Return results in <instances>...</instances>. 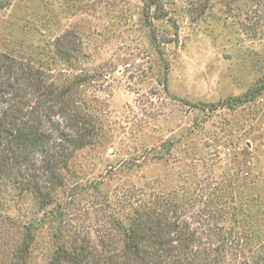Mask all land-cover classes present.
Wrapping results in <instances>:
<instances>
[{
	"label": "rangeland",
	"instance_id": "obj_1",
	"mask_svg": "<svg viewBox=\"0 0 264 264\" xmlns=\"http://www.w3.org/2000/svg\"><path fill=\"white\" fill-rule=\"evenodd\" d=\"M160 3L166 16L155 19L144 0H0V51L50 63L54 39L71 31L81 60L58 62L51 73L95 77L87 94L99 136L75 152L57 193L66 233L91 231L93 207L138 188L225 195L235 180L232 193L246 189L252 210L264 202V89L234 108H207L264 82V0ZM27 227L35 234L28 264H46L57 225L31 194L2 183L0 260Z\"/></svg>",
	"mask_w": 264,
	"mask_h": 264
},
{
	"label": "trees",
	"instance_id": "obj_2",
	"mask_svg": "<svg viewBox=\"0 0 264 264\" xmlns=\"http://www.w3.org/2000/svg\"><path fill=\"white\" fill-rule=\"evenodd\" d=\"M144 5L147 16H166L160 0ZM52 55L45 63L0 51V188L7 182L19 194H31L47 222L57 225L46 264H264V202L252 210L255 202L246 189L239 185L241 195L232 193L235 180L225 195L138 188L115 202L106 199L103 210L93 207L91 231L80 227L66 233L70 228L57 193L75 152L96 141L100 126L95 99L87 94L95 77L78 70L60 81L51 73L58 62L72 68L81 60L77 36L58 35ZM263 89L262 81L207 108H234L254 101ZM34 237L27 227L10 259L0 264H28Z\"/></svg>",
	"mask_w": 264,
	"mask_h": 264
}]
</instances>
